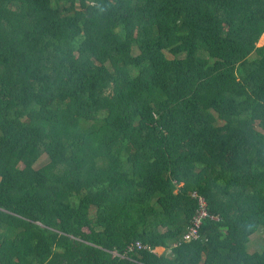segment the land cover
Here are the masks:
<instances>
[{
    "label": "trees",
    "instance_id": "16d2710c",
    "mask_svg": "<svg viewBox=\"0 0 264 264\" xmlns=\"http://www.w3.org/2000/svg\"><path fill=\"white\" fill-rule=\"evenodd\" d=\"M261 35L264 0H0V264H264Z\"/></svg>",
    "mask_w": 264,
    "mask_h": 264
},
{
    "label": "built area",
    "instance_id": "2783aa9c",
    "mask_svg": "<svg viewBox=\"0 0 264 264\" xmlns=\"http://www.w3.org/2000/svg\"><path fill=\"white\" fill-rule=\"evenodd\" d=\"M191 196L195 198L196 208L194 212L192 213V215L190 216V219L185 227V230L181 235V240L185 242L197 240L200 237L199 230H200L201 222L204 219L208 218V219L217 220V217L212 216L207 213L204 201L199 195L192 192ZM134 247L140 248L144 246H142L139 242L136 241L134 242L133 245H128L126 249L127 251H130Z\"/></svg>",
    "mask_w": 264,
    "mask_h": 264
},
{
    "label": "rangeland",
    "instance_id": "374dc122",
    "mask_svg": "<svg viewBox=\"0 0 264 264\" xmlns=\"http://www.w3.org/2000/svg\"><path fill=\"white\" fill-rule=\"evenodd\" d=\"M264 39L258 40L257 45H260L263 43ZM263 41V42H262ZM46 157L44 155H40L39 158L37 159L34 167L38 168L46 163ZM264 244V231H257L254 234H252L249 237V242H248V249L249 251L255 250V249H260L261 246Z\"/></svg>",
    "mask_w": 264,
    "mask_h": 264
},
{
    "label": "crops",
    "instance_id": "0c3cea01",
    "mask_svg": "<svg viewBox=\"0 0 264 264\" xmlns=\"http://www.w3.org/2000/svg\"><path fill=\"white\" fill-rule=\"evenodd\" d=\"M261 36H263V35H261ZM264 37V36H263Z\"/></svg>",
    "mask_w": 264,
    "mask_h": 264
}]
</instances>
